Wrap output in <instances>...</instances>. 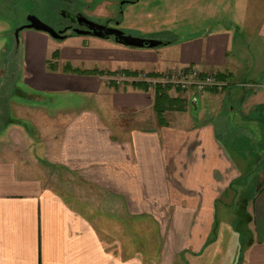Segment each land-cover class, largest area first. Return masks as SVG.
<instances>
[{
    "label": "crops",
    "instance_id": "obj_1",
    "mask_svg": "<svg viewBox=\"0 0 264 264\" xmlns=\"http://www.w3.org/2000/svg\"><path fill=\"white\" fill-rule=\"evenodd\" d=\"M239 24L159 50L100 39L65 47L21 33V75L35 105L25 111L29 127L9 124L11 96L0 95V264H198L217 246L210 237L222 194L232 199L226 208L248 199L251 218L249 242L230 264H264V16L254 33ZM254 36L256 46L239 40ZM175 67L223 75L225 87H172L183 110L165 112L160 126L154 91L133 88L135 77L120 71L159 77ZM65 94L90 106L41 108ZM125 115L144 125L124 133ZM59 178L74 184L59 188ZM149 226L156 237L145 239Z\"/></svg>",
    "mask_w": 264,
    "mask_h": 264
},
{
    "label": "rangeland",
    "instance_id": "obj_2",
    "mask_svg": "<svg viewBox=\"0 0 264 264\" xmlns=\"http://www.w3.org/2000/svg\"><path fill=\"white\" fill-rule=\"evenodd\" d=\"M72 1L75 7L73 9L65 7V4L60 0H0V95L11 96L12 116H14L15 120H24L27 127L30 126L31 122L25 111H32L28 108L33 107L35 104L29 101L32 97L27 94L28 90L22 80V60L18 47H21V33L32 30L20 32L18 38H15L14 32L25 24L28 15H34L46 25L54 28H56L55 25L58 21L63 20L60 11L64 10H78L97 21H104L105 19L117 20L119 18V28L125 35L164 42L174 40L175 37L184 38L189 35L199 34L206 28H213L217 25L225 27L232 24L234 20H237L242 25L247 24L245 29L253 32L257 23L264 16V0H137L136 3L123 6L121 17H119L118 6L125 0ZM251 39H254L255 42L250 46H256V36L248 39L240 38L239 40L241 42L246 40L251 42ZM50 42L65 47L71 45L72 42L75 43V46L80 47L104 45V42L88 37H73L64 41L50 39ZM156 49H163V46ZM152 90L153 88H151V92ZM44 103L45 105L41 108L48 113L79 110L90 106V101H86L75 94L48 96L47 101ZM5 109L7 110L6 107ZM130 117L125 115L124 123H126L127 127L122 128L124 133L130 127L134 128L137 125H144L138 120L139 123H135V120ZM117 120H119V117ZM21 123L24 125L23 122ZM117 123L114 128L117 132H121L118 129L121 122ZM61 179L59 178V181L53 183V185L62 188L74 184L73 180L64 181V179ZM219 200L224 201V204H226L232 199L231 197L230 200L229 198L225 199L222 194ZM107 203L108 205L112 204ZM92 204V206L95 205L93 198ZM224 204H217L214 213L216 227L212 231L213 236H211L218 242L217 246L213 243L211 250L203 251L202 253L205 256L198 264H230L231 259L238 257V251L242 243L239 233L235 230L237 223L236 208L234 206L226 208ZM161 216L163 217L164 215ZM159 221L163 224L165 219ZM140 233L145 239L148 235H150V239L156 237L152 234L153 227L151 226L144 228V230L140 229ZM214 250L215 256L211 259L210 255L213 254ZM151 253L153 254L152 251ZM178 264H183V262H178Z\"/></svg>",
    "mask_w": 264,
    "mask_h": 264
},
{
    "label": "trees",
    "instance_id": "obj_3",
    "mask_svg": "<svg viewBox=\"0 0 264 264\" xmlns=\"http://www.w3.org/2000/svg\"><path fill=\"white\" fill-rule=\"evenodd\" d=\"M173 40V39H172ZM168 43L171 42L167 41ZM56 53H53L52 55V59L56 58ZM47 66L48 69L50 70H55L56 67L54 65V63H52L51 61H47ZM100 74H104L103 72H99ZM98 73V74H99ZM121 74H123L124 76H131V77H137L136 73H128L126 71H120ZM91 74H95L94 72H92ZM106 74V73H105ZM111 76H114L116 73H109ZM107 74V75H109ZM147 77L149 78H155L158 77V75L156 74H148ZM220 80H224V76L220 75L219 76ZM109 84L114 86L113 82H110ZM130 85L135 88V89H140V90H144L147 91L150 87L147 83L142 82V81H132L130 83ZM172 89V87L170 85H161V84H157L153 87V91H154V103H153V109L154 112L156 114V118H157V122L158 125L163 126L166 125L165 122V118H164V113L167 111H178V110H183V102L181 104V100L179 98H171L168 95V92ZM17 90V89H15ZM13 90V91H15ZM18 94V93H17ZM9 124L13 123V124H22L21 121L19 120H15L14 118L10 117L9 119ZM248 199H243L240 201V204L237 206L236 210H235V214L237 216V223H236V232L239 233V237L242 243L241 248L243 249L249 242L250 239V232L248 229V224L251 220L250 215L246 212V205H247ZM215 228V227H214ZM213 231V230H212ZM212 236H213V232H212ZM210 238V243L215 241V238L212 237Z\"/></svg>",
    "mask_w": 264,
    "mask_h": 264
},
{
    "label": "water",
    "instance_id": "obj_4",
    "mask_svg": "<svg viewBox=\"0 0 264 264\" xmlns=\"http://www.w3.org/2000/svg\"><path fill=\"white\" fill-rule=\"evenodd\" d=\"M123 4H125V2H121L120 6ZM26 21L27 24L15 30V38H18L19 33L24 30H32L35 32L44 33L54 40L64 39V37L61 36L62 32L55 31L52 27L43 23L34 15H29ZM84 21L88 25L89 30L87 32L75 31L76 34L90 36L92 38H97L100 40L111 39L117 45L133 49H156L158 47L167 46L169 44L168 42L164 41L125 35L120 29L110 28L88 20Z\"/></svg>",
    "mask_w": 264,
    "mask_h": 264
},
{
    "label": "built area",
    "instance_id": "obj_5",
    "mask_svg": "<svg viewBox=\"0 0 264 264\" xmlns=\"http://www.w3.org/2000/svg\"><path fill=\"white\" fill-rule=\"evenodd\" d=\"M133 81L145 82L150 88H153L157 84L170 85L180 92L189 90L198 93L206 90L222 91L225 87V83L219 80L214 73L200 75L194 69L186 70L178 67L168 69L161 76L155 78H149L146 74L142 73L137 75Z\"/></svg>",
    "mask_w": 264,
    "mask_h": 264
},
{
    "label": "flooded vegetation",
    "instance_id": "obj_6",
    "mask_svg": "<svg viewBox=\"0 0 264 264\" xmlns=\"http://www.w3.org/2000/svg\"><path fill=\"white\" fill-rule=\"evenodd\" d=\"M60 1L63 2L65 4V7H67V8H70V9L75 8L72 0H60ZM124 2H125V4H123L121 6L119 4V6H118L119 7V17H121V15H122L121 10H122L124 5L136 3L137 0H125ZM60 14H61V17L63 18V20L58 21L56 23V25H55L56 28H54V27H52V28L57 32H62L61 36L64 37V39H57L56 41H64L68 38H73V37H90V36L78 35L75 32V31L87 32L89 30L88 25L85 23L84 20H88V21L94 22L96 24L104 25V26H107L110 28L120 29L119 28V25H120L119 18L117 20L105 19L104 21H97V20H94V19L88 17L83 12L78 11V10H74V11L64 10V11H60ZM25 24H27V21L25 22ZM47 37H49V36L47 35ZM50 39H52V38H50Z\"/></svg>",
    "mask_w": 264,
    "mask_h": 264
}]
</instances>
